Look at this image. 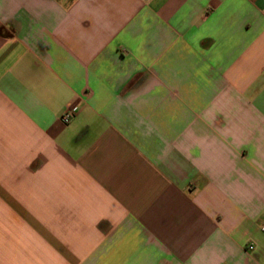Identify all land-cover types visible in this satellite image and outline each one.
Segmentation results:
<instances>
[{
  "label": "crops",
  "instance_id": "0c3cea01",
  "mask_svg": "<svg viewBox=\"0 0 264 264\" xmlns=\"http://www.w3.org/2000/svg\"><path fill=\"white\" fill-rule=\"evenodd\" d=\"M263 226L264 0H0V264H264Z\"/></svg>",
  "mask_w": 264,
  "mask_h": 264
},
{
  "label": "built area",
  "instance_id": "2783aa9c",
  "mask_svg": "<svg viewBox=\"0 0 264 264\" xmlns=\"http://www.w3.org/2000/svg\"><path fill=\"white\" fill-rule=\"evenodd\" d=\"M73 116H74L73 110L68 108L59 116V119L63 124H68L70 123ZM261 232L262 234H264V226L261 228ZM248 249H252V247H248Z\"/></svg>",
  "mask_w": 264,
  "mask_h": 264
}]
</instances>
